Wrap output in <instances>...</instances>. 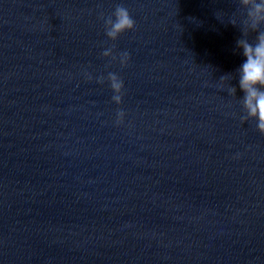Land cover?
<instances>
[{
	"label": "water",
	"instance_id": "water-1",
	"mask_svg": "<svg viewBox=\"0 0 264 264\" xmlns=\"http://www.w3.org/2000/svg\"><path fill=\"white\" fill-rule=\"evenodd\" d=\"M117 5L136 28L112 41L101 17ZM239 7L0 0V264H264V135L232 79Z\"/></svg>",
	"mask_w": 264,
	"mask_h": 264
},
{
	"label": "clouds",
	"instance_id": "clouds-1",
	"mask_svg": "<svg viewBox=\"0 0 264 264\" xmlns=\"http://www.w3.org/2000/svg\"><path fill=\"white\" fill-rule=\"evenodd\" d=\"M238 4L240 6L238 11L242 13L239 27L242 35L236 41V46L246 59L236 70V75L232 79L238 80V87L242 92L239 103L244 115L241 120L255 121L257 130L264 135V0H238ZM101 18L104 19L105 35L112 41H116L124 33L134 31L136 28V21L123 5H117L110 16ZM230 24L237 26L235 15L230 20ZM250 33H256L254 42L247 39ZM102 55L116 59L111 48L104 50ZM119 60L121 65H126L129 54L120 53ZM228 78L229 74L220 77L221 87ZM107 80L113 91V102L120 105L124 88L122 79L110 72ZM98 82L103 83L104 78H99ZM227 92L231 96H236L237 87L228 83ZM124 116L125 113L122 110L118 111L116 123H122Z\"/></svg>",
	"mask_w": 264,
	"mask_h": 264
}]
</instances>
